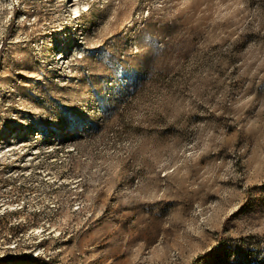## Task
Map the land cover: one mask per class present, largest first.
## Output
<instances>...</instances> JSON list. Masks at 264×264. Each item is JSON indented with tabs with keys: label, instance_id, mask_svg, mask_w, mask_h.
<instances>
[{
	"label": "rangeland",
	"instance_id": "1",
	"mask_svg": "<svg viewBox=\"0 0 264 264\" xmlns=\"http://www.w3.org/2000/svg\"><path fill=\"white\" fill-rule=\"evenodd\" d=\"M69 1L0 0V264H264V0Z\"/></svg>",
	"mask_w": 264,
	"mask_h": 264
},
{
	"label": "bare ground",
	"instance_id": "2",
	"mask_svg": "<svg viewBox=\"0 0 264 264\" xmlns=\"http://www.w3.org/2000/svg\"><path fill=\"white\" fill-rule=\"evenodd\" d=\"M79 1L80 0H70L69 1V8L78 15V6H79Z\"/></svg>",
	"mask_w": 264,
	"mask_h": 264
},
{
	"label": "trees",
	"instance_id": "3",
	"mask_svg": "<svg viewBox=\"0 0 264 264\" xmlns=\"http://www.w3.org/2000/svg\"><path fill=\"white\" fill-rule=\"evenodd\" d=\"M22 260H26V261H28V260H30L28 257H23V259Z\"/></svg>",
	"mask_w": 264,
	"mask_h": 264
}]
</instances>
